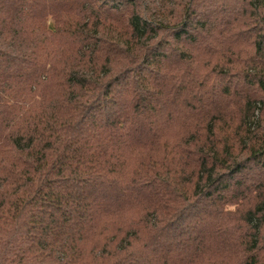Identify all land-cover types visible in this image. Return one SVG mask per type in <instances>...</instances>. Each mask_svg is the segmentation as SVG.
<instances>
[{
  "label": "trees",
  "instance_id": "trees-1",
  "mask_svg": "<svg viewBox=\"0 0 264 264\" xmlns=\"http://www.w3.org/2000/svg\"><path fill=\"white\" fill-rule=\"evenodd\" d=\"M0 264H264V0H0Z\"/></svg>",
  "mask_w": 264,
  "mask_h": 264
}]
</instances>
